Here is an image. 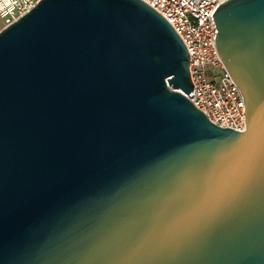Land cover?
<instances>
[{"label":"water","instance_id":"1","mask_svg":"<svg viewBox=\"0 0 264 264\" xmlns=\"http://www.w3.org/2000/svg\"><path fill=\"white\" fill-rule=\"evenodd\" d=\"M212 16L244 132L185 97L142 0H39L0 30V264H264V0Z\"/></svg>","mask_w":264,"mask_h":264},{"label":"built area","instance_id":"2","mask_svg":"<svg viewBox=\"0 0 264 264\" xmlns=\"http://www.w3.org/2000/svg\"><path fill=\"white\" fill-rule=\"evenodd\" d=\"M38 1L0 0V30L22 17ZM142 1L172 26L186 47L192 91L185 97L217 127L244 132L245 100L215 42L218 31L212 14L227 0Z\"/></svg>","mask_w":264,"mask_h":264},{"label":"rangeland","instance_id":"3","mask_svg":"<svg viewBox=\"0 0 264 264\" xmlns=\"http://www.w3.org/2000/svg\"><path fill=\"white\" fill-rule=\"evenodd\" d=\"M1 22H2V21L0 20V27H1Z\"/></svg>","mask_w":264,"mask_h":264}]
</instances>
